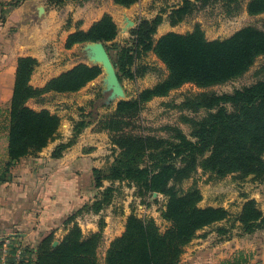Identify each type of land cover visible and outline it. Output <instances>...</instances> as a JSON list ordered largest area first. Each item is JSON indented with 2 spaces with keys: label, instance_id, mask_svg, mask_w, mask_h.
Here are the masks:
<instances>
[{
  "label": "trees",
  "instance_id": "1",
  "mask_svg": "<svg viewBox=\"0 0 264 264\" xmlns=\"http://www.w3.org/2000/svg\"><path fill=\"white\" fill-rule=\"evenodd\" d=\"M47 1L50 6L59 8L67 0ZM113 1L115 5L129 9L142 0ZM192 3V0H183L180 6L169 10L166 17L165 12H161L152 20H140L131 32L133 40L130 47L116 44L119 28L109 15L90 30L77 31L68 37V50L77 45L103 43L107 50L115 51L113 62L121 82L125 78L137 79L139 70L133 72L132 67L141 55L153 53L166 66L168 77L136 98L119 102L111 122L131 120L148 102L167 97L187 84L202 90L224 85L246 74L256 60L264 56V32L256 28H244L226 40L209 41L197 27L192 33H169L156 41L154 37L160 26L169 22L171 27H175L183 22L191 13ZM246 10L249 16L263 15L264 0H250ZM38 65L33 58L18 61L8 116L9 160L0 168V183L6 181L17 162L38 156L58 137L61 118L48 110L38 112L31 109L29 101L48 94L78 93L103 73L101 67L79 64L39 89L31 85ZM185 106L194 111L204 109L210 112L205 119L192 122L195 142L180 132L178 142L167 145L142 136H111L120 154L106 172L93 171L96 189L104 188V181L111 182V186L104 188L92 204H86L67 221L71 222L79 214L98 215L107 209L117 192L116 183L134 187L136 196L143 203L154 194L166 199L162 219L169 228L163 232L155 220H143L131 214L124 233L107 250L105 264H179L185 248L200 231L231 219L225 208H201V197L196 191L179 194L177 186L190 179L197 169L217 178L240 173L243 178L264 179L263 83L233 94L202 93ZM227 106L234 111L229 112ZM91 124L92 121L86 117L76 122L72 140L60 145L53 158H60ZM99 130L110 134L113 131L103 123ZM155 144L158 147L154 148ZM158 202L157 198L152 201L153 204ZM238 221L244 234L252 235L264 230V214L255 201L244 204ZM103 228L104 225L98 234L83 236L75 225L57 247L53 246V236L40 243L36 251L23 247L19 264H99L97 253L103 242ZM218 233L222 236L228 230L222 227ZM10 264H16L14 258ZM222 264L250 262L240 253Z\"/></svg>",
  "mask_w": 264,
  "mask_h": 264
},
{
  "label": "rangeland",
  "instance_id": "2",
  "mask_svg": "<svg viewBox=\"0 0 264 264\" xmlns=\"http://www.w3.org/2000/svg\"><path fill=\"white\" fill-rule=\"evenodd\" d=\"M250 0H192L191 13L186 19L175 27H171L169 22H165L158 29L154 39L157 41L161 37L169 33H177L186 35L192 33L197 27L204 32L205 37L209 41L226 40L232 37L235 33L244 28H256L264 32V14L260 16H249L247 14V3ZM183 0H148L146 16L140 13H135L133 28L125 30L127 27L126 13L123 14L120 20L116 23L119 28V34L115 40L116 44L130 47L133 40L132 30L139 24L140 20L146 17L155 18L161 12L166 13L172 8L181 5ZM43 17L40 21L44 20ZM168 21V20H167ZM69 27V25H65ZM61 37V36H60ZM59 37V42L62 40ZM49 47V43L45 44ZM109 46H112L111 44ZM76 53H68L66 45L61 48V56L59 63L62 62L64 67L72 66L78 62H86L91 64L90 58L83 54L84 46L78 47ZM107 49V48H106ZM111 60L116 52L107 50ZM114 64V62H113ZM98 67H100L98 65ZM102 68V75L93 81L94 85L84 91L85 95L81 100L64 99L62 95L51 94L43 98L29 101L28 106L35 111L47 109H56L57 111H66L67 115H78L79 121L86 117V120L92 121L91 126H95V131L100 134H105L106 141L109 142L108 153L104 152L108 162L101 167L104 172L111 166L114 160L120 154L119 149L113 145L115 136H142L151 138L163 145L168 143H177L178 132L185 135L189 140L194 141L193 121H201L205 119L210 112L201 109L194 111L185 106V104L202 93H215L217 95L233 94L236 91L252 87L259 83L264 84V56L256 60L254 65L243 76L234 79L224 85L202 90L194 85L187 84L178 90H175L164 98H155L145 104L137 117L126 120L121 123L111 122L115 113L116 106L121 101H129L136 98L141 92L147 89H152L157 84L163 82L168 77L166 66L153 53L141 55L136 65L132 67V71L139 70L137 79H123L121 85L125 92V98H116L110 103L108 96L110 86L106 82V71ZM116 69V68H115ZM118 74V70L116 69ZM87 86V87H88ZM85 87V88H87ZM84 88V89H85ZM82 103V104H81ZM81 104V105H79ZM9 102H0V109L8 111ZM229 112H233L231 106H227ZM110 127L113 131H100L101 124ZM90 126V127H91ZM89 128V127H88ZM121 131V132H120ZM112 136V137H111ZM103 138V136H102ZM158 147L157 144L153 145ZM208 156V154L206 155ZM202 159L199 160V162ZM98 170V169H95ZM94 178V177H93ZM109 183L108 188L111 186ZM117 184V183H116ZM115 184V185H116ZM121 187L117 188L115 193L114 206L109 215V223L126 225L127 213L139 214L140 205H144L141 198L136 196L134 191L127 185L118 184ZM103 188V190H104ZM120 189V190H119ZM96 190L93 180V192ZM179 194L184 195L191 191H196L201 197L199 206L201 208L214 207L225 208L231 214V219L214 226L208 227L197 234L196 239L185 248L179 264H222L233 259L236 255L242 253L249 258L250 264H264V230L258 231L255 234L247 235L241 230V224L238 217L245 203L255 201L258 208L264 214V179L255 180L253 176L243 178L240 173L228 175L224 178H217L209 172H204L200 168L197 172L183 183L177 186ZM157 195L158 204H153L152 201L156 198L149 199L151 206L148 208L149 216L156 219L161 231L165 232L169 228V224L161 218L162 208L166 202L165 198ZM95 201V200H94ZM94 201L88 204H92ZM111 204V205H112ZM110 205V206H111ZM109 206V207H110ZM108 207V208H109ZM107 208V209H108ZM105 209V210H107ZM104 210V211H105ZM102 213V212H101ZM93 216L92 213H85ZM99 215V214H98ZM103 219L94 221L98 222L99 228L105 223ZM124 225V226H125ZM119 226V225H118ZM116 227V225H115ZM225 227L228 230L227 234L219 236V228ZM103 228V229H104ZM103 237V236H102ZM111 245V244H110ZM1 248V247H0ZM191 252L188 254V250ZM106 244L102 242L97 253L99 264H105L106 260Z\"/></svg>",
  "mask_w": 264,
  "mask_h": 264
},
{
  "label": "crops",
  "instance_id": "3",
  "mask_svg": "<svg viewBox=\"0 0 264 264\" xmlns=\"http://www.w3.org/2000/svg\"><path fill=\"white\" fill-rule=\"evenodd\" d=\"M147 2L142 0L125 9L115 5L113 0H67L59 8L50 6L47 0H0V102L10 103L12 99L19 59L33 58L38 61L31 85L43 89L50 80L79 64L91 66L86 62H78L64 67L62 62H58L62 61L61 48L66 45L70 35L90 30L106 15L111 16L115 23L124 16L123 12L130 21H133L132 16L137 12L146 16ZM41 6L45 9V19L42 21L38 15ZM67 24L69 27H65ZM48 43L49 47H46ZM80 46L66 51L76 53ZM89 86L78 93L64 94L62 97L79 100ZM9 108L8 111L0 109V168L9 160ZM47 110L62 120L58 137L38 156L17 162L6 181L0 183V247L11 240L14 244L36 251L39 244L50 236H53V246L57 243L54 246L57 247L75 225L83 236L98 234L100 228L98 222L94 221L103 219L105 228L102 236L107 251L110 244L125 231V223L123 226L109 223V215H112L111 211L117 202L99 215L83 213L71 222L67 221L103 191L102 188L93 192V171L101 169L108 162L107 157H104V152L108 153L107 148L110 146L106 141L108 138L91 126L60 158H53V153L60 145L72 140L74 124L79 121V116L71 117L66 111L51 108ZM108 185L105 183L104 186ZM118 186L121 187L117 183L115 188ZM130 215V212L127 213V217ZM190 252L191 249L188 254Z\"/></svg>",
  "mask_w": 264,
  "mask_h": 264
},
{
  "label": "water",
  "instance_id": "4",
  "mask_svg": "<svg viewBox=\"0 0 264 264\" xmlns=\"http://www.w3.org/2000/svg\"><path fill=\"white\" fill-rule=\"evenodd\" d=\"M39 18L42 19L45 17V9L44 7H39L38 9ZM127 27L125 30L133 28L135 24L126 19ZM83 54L87 55L92 61L91 66H100L106 71V82L110 86V92L108 96V102L110 103L112 100L116 98H125V92L121 85V81L116 72L115 65L113 64L111 57L103 43H87L84 44V52ZM157 197V194H154V198ZM57 243L54 244L56 246Z\"/></svg>",
  "mask_w": 264,
  "mask_h": 264
},
{
  "label": "built area",
  "instance_id": "5",
  "mask_svg": "<svg viewBox=\"0 0 264 264\" xmlns=\"http://www.w3.org/2000/svg\"><path fill=\"white\" fill-rule=\"evenodd\" d=\"M126 185V184H123ZM134 193H135V188L134 187H130ZM157 198V197H156ZM160 199L163 197H159ZM142 202V201H141ZM144 205H140V213L139 214H135L138 218L140 219H153L155 220V222L157 223L156 219L152 218L151 216H149V212H148V208L151 206L150 201L143 203ZM164 209V206L162 208V211ZM161 218H162V213H161ZM23 251V247L19 246L17 244H14L11 240H7L6 242H4L1 245L0 248V264H10V261L12 258L15 259L16 264H19V261L21 259L22 256V252Z\"/></svg>",
  "mask_w": 264,
  "mask_h": 264
}]
</instances>
